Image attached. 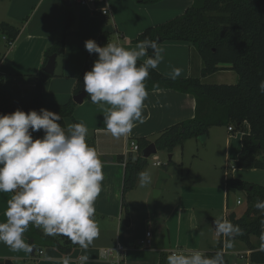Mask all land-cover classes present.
<instances>
[{
    "label": "crops",
    "instance_id": "crops-1",
    "mask_svg": "<svg viewBox=\"0 0 264 264\" xmlns=\"http://www.w3.org/2000/svg\"><path fill=\"white\" fill-rule=\"evenodd\" d=\"M0 2H3L1 6L5 10L0 23H8L21 30L18 38L11 44L7 37L3 38L8 49L3 58V53L0 52V75L4 76L0 91L10 92L19 88L24 96L29 95L36 84L34 75L44 65L46 50L60 41L63 30L67 31L64 56L57 58L55 74L43 88L44 97L58 105H64L74 97L76 79L82 73L88 55L84 47L86 40L93 39L97 43L100 35L109 32L112 35L111 42H118L126 49H132L136 45L133 42L146 29L182 16L194 3L193 0H165L147 6L136 0H106L104 8L108 9V14L104 16L101 13L103 8L98 10L92 5L83 6L77 0ZM68 18L72 19L70 23H67ZM160 46L164 49V58L155 69L157 72L170 78L172 69L179 67L183 71L176 79L200 78L202 83L209 80L210 76L201 78L203 62L193 45L166 42ZM143 59L146 57L140 62ZM106 107L108 105L101 107L90 103V98L87 97L81 105H77L73 115L77 123L83 121L87 125L89 137L94 139L96 149L104 161L105 175L103 190L95 204L97 217L102 223L99 238L87 250L79 245L71 249L69 256L73 264H82L79 258L85 255L88 257L87 264H107L102 259V251L115 248L117 244L122 245L125 250L120 264H160L163 256L166 264V257L171 251L184 250L187 253L200 250L208 253L215 248L219 239L224 240V237L215 235L212 228L214 218L220 215L228 218L231 214L240 218L246 210L245 194L228 193L226 182L229 178L221 180L215 175L206 179L199 175L193 182L182 178L177 190H173L171 185L176 176L172 170L181 166L179 160H174L177 149L172 154L174 165L163 170L170 178L163 182L159 192L156 191V184L160 171L158 168L162 164L158 167L154 163L157 169L144 168L151 172L152 183L147 187H140L137 183L135 189L124 197L127 212L123 207L126 164L138 157L136 153H128L130 142L146 139L153 144L164 130L192 120L196 108L194 97L174 90L149 92L143 112L144 123H137L131 135L119 140L113 139L110 133L97 131L98 128L105 127L103 121ZM73 123L72 119L64 120L65 127ZM248 133L247 124L240 132H230L227 128L225 146L220 148L225 161L233 162L235 166L242 148V137ZM34 136L42 137L43 132L34 133ZM210 137L211 131L206 139L199 141L206 144ZM183 149L184 147L179 149L180 157L183 156ZM246 171L249 173L234 167L232 176L235 180L264 186V171ZM239 194L245 197V202L237 199ZM11 195L0 193V222H6L4 212ZM238 202L241 204L238 205ZM242 206L243 210L240 211L238 207ZM148 233H151L150 244L143 245L142 242L148 240ZM25 240L30 243L26 237ZM251 243L261 249L260 239L252 237ZM225 254L229 264H250L251 251L238 240H235L234 247L226 250ZM45 255L59 261L66 253L54 248H38L33 256L23 251L14 252L0 243V262L52 264L43 259Z\"/></svg>",
    "mask_w": 264,
    "mask_h": 264
},
{
    "label": "clouds",
    "instance_id": "clouds-1",
    "mask_svg": "<svg viewBox=\"0 0 264 264\" xmlns=\"http://www.w3.org/2000/svg\"><path fill=\"white\" fill-rule=\"evenodd\" d=\"M84 47L89 54H98L84 74V91L90 103L108 105L104 108L105 127L97 131L110 133L115 140L131 135L137 123L145 120L146 81L164 58L159 38L146 37L132 49L109 41L99 46L93 39L86 40ZM182 71L174 67L169 76L175 80ZM258 88L264 95V79ZM60 121V114L44 108L0 114V193L12 194L4 212L6 222H0V243L14 252L33 251L34 245L25 240L30 226L45 236H66L84 250L99 238L95 204L103 190L104 161L88 143L89 129L83 121L67 127ZM41 131L43 136L34 138ZM137 180L140 187H147L152 183L151 172L140 171ZM253 206L264 215V200L258 198ZM213 224L215 235L224 237L222 249L212 256L200 250L171 251L166 264H226L225 251L245 232L224 215L214 218ZM261 225L260 247L264 250V220ZM43 259L73 264L67 254L59 261L47 255ZM79 260L87 264L88 257Z\"/></svg>",
    "mask_w": 264,
    "mask_h": 264
},
{
    "label": "trees",
    "instance_id": "trees-1",
    "mask_svg": "<svg viewBox=\"0 0 264 264\" xmlns=\"http://www.w3.org/2000/svg\"><path fill=\"white\" fill-rule=\"evenodd\" d=\"M136 1L142 5L152 6L165 0ZM193 1V5L182 16L146 29L133 44L146 37L153 40L159 38L160 45L166 42L189 43L202 59L201 78L224 70L234 72L238 82L233 85H210L202 83L200 78L173 80L155 69L151 70L146 81L148 92L174 90L189 94L196 101L195 117L164 130L154 144L158 152L172 155L176 149L183 148L189 140L206 139L211 128L226 127L240 132L247 124L249 133L242 137L241 152L234 167L238 170L264 171V95L259 93L258 88L259 82L264 79V0ZM105 4L106 0H95V8L98 10L104 9ZM0 31L10 40L9 42H14L21 32L20 28L8 23H0ZM111 39V33L104 32L98 37L97 44L105 46ZM65 46L66 37L63 36L59 42L46 50L44 65L35 76L36 84L29 95L24 96L19 88H14L10 92L0 91V114H10L17 109L28 112L44 108L60 114L62 125L66 119H72L77 123L73 117L77 104L73 99L64 105H58L48 101L43 95L44 85L53 77L46 74L43 69L51 56L57 55V58L64 56ZM97 58L98 54L88 53L84 69L76 79L74 97L84 91V74L91 70ZM3 84L4 76L0 75V87ZM135 142L140 151L135 161L126 164L124 175L123 207L126 208V212L124 197L135 189L138 183L137 173L144 170L147 163L141 153L152 144L146 139ZM88 143L96 147L94 139L90 137ZM172 165L174 162L170 161L168 166ZM226 188L228 193L245 194L244 214L240 218L231 214L228 219L244 229L245 234L236 240L251 251L250 264H264V250L251 243V238L260 239L262 232L261 221L264 220V215L253 205L258 198L264 200V186L228 179ZM25 237L34 248H54L63 254L77 246L68 237L45 236L42 230L31 226ZM223 243L222 239L206 254L214 255L223 248ZM224 258L226 264H229L226 254ZM160 264H165L164 256Z\"/></svg>",
    "mask_w": 264,
    "mask_h": 264
},
{
    "label": "rangeland",
    "instance_id": "rangeland-1",
    "mask_svg": "<svg viewBox=\"0 0 264 264\" xmlns=\"http://www.w3.org/2000/svg\"><path fill=\"white\" fill-rule=\"evenodd\" d=\"M2 4L3 2L2 3L0 2V18H4L3 14L5 12V10L1 6ZM71 20H72L71 18H68L67 23H70ZM66 32L67 31L63 30L61 34V39L63 38V36L66 37ZM4 37H5L4 34L0 31V52L3 53L1 58H3V55L5 53H7V49H8V45L3 40ZM220 72L222 73L211 75L209 80H207L204 83L211 85H221V84L233 85L238 82V77L234 72L229 71L230 73H224V72H228L224 70ZM35 76L36 75H34V79ZM9 83H12V81L9 80ZM210 131H211V137L206 144H203L201 141L197 139L189 140L184 145L182 157L179 156L180 148L177 149L176 151L177 156L175 157L176 159L174 160H179L181 166L176 167L172 170L176 176L171 185V187H173V190H177V188L179 187L180 180L182 178H184L188 182L195 181V178H197V176L199 175L200 176L203 175L205 179L213 177L212 175H215L216 177L218 176L219 179L221 180L226 177H228L229 179H234L232 176L234 163L233 162L228 163V161H225L223 155H221L223 150L220 149L221 146H225L226 136L228 135L227 128L214 127L211 128ZM156 162H160V164H162V167L158 168V170L160 171L166 170L167 168H169L168 154L164 152H158L156 155L151 156L147 160L146 168L157 169L154 167V163ZM242 171L244 173H249L246 170H242ZM238 198L241 199V201L245 202V197L241 196V194H239V196L237 195V199ZM238 209L242 211L243 206L238 207ZM100 224H102L101 220H100ZM59 237L64 238L66 236H59ZM221 240L222 239L220 238L219 243L221 242Z\"/></svg>",
    "mask_w": 264,
    "mask_h": 264
},
{
    "label": "water",
    "instance_id": "water-1",
    "mask_svg": "<svg viewBox=\"0 0 264 264\" xmlns=\"http://www.w3.org/2000/svg\"><path fill=\"white\" fill-rule=\"evenodd\" d=\"M1 1V0H0ZM56 64H57V55H53L51 56L45 67H44V72L50 76H54L55 74V70H56ZM87 93L85 91H83L82 93H80L79 95L75 96L73 98V101L75 102V104L77 105H81L86 99H87ZM158 153V150L155 146V144H151L149 147H147L146 149L143 150V152L141 153V156L143 159L148 160L151 156L156 155ZM172 161V155L169 156V162ZM170 176L165 172V171H160L159 172V177H158V181L156 184V191L159 192L163 182L166 179H169ZM212 228H214V224L212 223ZM36 248H33V251L31 252V254L34 256L36 253ZM67 255L71 254V251L68 250L66 252ZM0 264H12L11 261H5V262H0Z\"/></svg>",
    "mask_w": 264,
    "mask_h": 264
},
{
    "label": "built area",
    "instance_id": "built-area-1",
    "mask_svg": "<svg viewBox=\"0 0 264 264\" xmlns=\"http://www.w3.org/2000/svg\"><path fill=\"white\" fill-rule=\"evenodd\" d=\"M77 1L80 5H83V6L92 5L95 7V0H77ZM101 13L102 15L106 16L108 14V9H105V8L102 9ZM9 43L11 44L12 42H9ZM229 131L232 132L233 128H229ZM139 151L140 149H139L138 144L135 141H131L129 145L128 153L130 152V153L138 154ZM155 166L160 167L161 166L160 162L155 163ZM240 204L241 202H238V205ZM147 238H148L147 241L142 242L143 245L150 244L149 239L151 238V233L147 234ZM124 253H125L124 247L120 244H117L115 248L104 249L102 251V259L107 264H120V259L124 257Z\"/></svg>",
    "mask_w": 264,
    "mask_h": 264
}]
</instances>
